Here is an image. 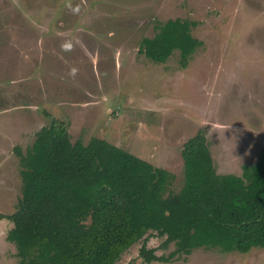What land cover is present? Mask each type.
I'll return each instance as SVG.
<instances>
[{
  "label": "rangeland",
  "instance_id": "1",
  "mask_svg": "<svg viewBox=\"0 0 264 264\" xmlns=\"http://www.w3.org/2000/svg\"><path fill=\"white\" fill-rule=\"evenodd\" d=\"M176 18L195 22L202 42L188 62L140 51ZM52 123L176 173L177 188L184 144L202 131L217 171L241 175L264 149V0H0V214L21 194L16 147L27 153ZM12 227L0 222V264L14 262ZM144 242L118 264H264L261 248L172 255L156 236L146 244L165 259L148 263Z\"/></svg>",
  "mask_w": 264,
  "mask_h": 264
},
{
  "label": "trees",
  "instance_id": "2",
  "mask_svg": "<svg viewBox=\"0 0 264 264\" xmlns=\"http://www.w3.org/2000/svg\"><path fill=\"white\" fill-rule=\"evenodd\" d=\"M195 22L176 18L160 23L140 51L165 62L178 51L188 62L202 45ZM21 194L8 218L11 264H118L144 240L140 255L164 260L147 246L164 238L171 253L197 249L249 253L264 249V149L241 175L219 173L206 135L184 144V179L112 143L93 137L72 141L63 125L36 133L27 153L16 147Z\"/></svg>",
  "mask_w": 264,
  "mask_h": 264
},
{
  "label": "crops",
  "instance_id": "3",
  "mask_svg": "<svg viewBox=\"0 0 264 264\" xmlns=\"http://www.w3.org/2000/svg\"><path fill=\"white\" fill-rule=\"evenodd\" d=\"M1 219H2V220H0V222H2V221H4V220H5V218H1ZM9 245H12V244H10V243H9ZM12 246H13V245H12Z\"/></svg>",
  "mask_w": 264,
  "mask_h": 264
}]
</instances>
